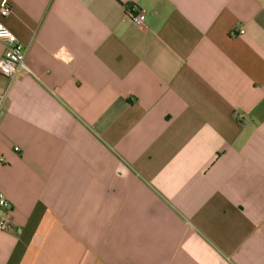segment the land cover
<instances>
[{
    "label": "crops",
    "instance_id": "obj_1",
    "mask_svg": "<svg viewBox=\"0 0 264 264\" xmlns=\"http://www.w3.org/2000/svg\"><path fill=\"white\" fill-rule=\"evenodd\" d=\"M5 1L0 264H264V0Z\"/></svg>",
    "mask_w": 264,
    "mask_h": 264
},
{
    "label": "built area",
    "instance_id": "obj_2",
    "mask_svg": "<svg viewBox=\"0 0 264 264\" xmlns=\"http://www.w3.org/2000/svg\"><path fill=\"white\" fill-rule=\"evenodd\" d=\"M10 12L7 1H2L0 5V17H6ZM125 14L134 25H140L144 20L142 12H136L132 5L125 6ZM242 33V31H239ZM0 40L6 44L4 54L0 57V76L11 81L18 73L27 71L24 62V50L18 44L15 35L0 21ZM6 92L0 93V109L5 100ZM9 203L0 192V230L5 231L11 224L10 216L7 213Z\"/></svg>",
    "mask_w": 264,
    "mask_h": 264
}]
</instances>
